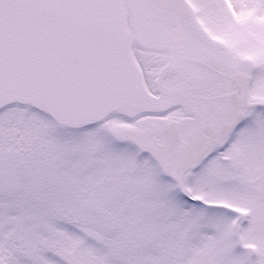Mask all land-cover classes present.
Segmentation results:
<instances>
[{"label": "snow or ice", "instance_id": "snow-or-ice-1", "mask_svg": "<svg viewBox=\"0 0 264 264\" xmlns=\"http://www.w3.org/2000/svg\"><path fill=\"white\" fill-rule=\"evenodd\" d=\"M0 264H264V0H0Z\"/></svg>", "mask_w": 264, "mask_h": 264}]
</instances>
